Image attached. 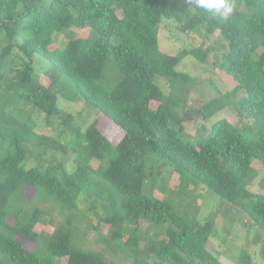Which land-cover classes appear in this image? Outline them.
Instances as JSON below:
<instances>
[{
    "label": "trees",
    "instance_id": "1",
    "mask_svg": "<svg viewBox=\"0 0 264 264\" xmlns=\"http://www.w3.org/2000/svg\"><path fill=\"white\" fill-rule=\"evenodd\" d=\"M230 2L231 12L214 16L195 0H0L6 35L0 39L6 43L0 46V91L10 90L12 100H25L32 110L23 118L16 107L0 105V264H115L86 245L90 229L99 231L102 224L109 248L131 264H227L209 247L215 214L200 221L194 195L187 203L170 198L172 192L186 195L184 174L240 203L264 231V192L249 188L257 176L255 159L264 162V0ZM164 17L184 30L220 29L229 48L218 67L236 80L235 95L245 93L239 110L263 127L261 136L251 137L229 118L198 142L184 134L185 116L172 108L180 104L157 77L168 78L175 89L186 85L178 88L185 105L194 77L178 66L186 55L206 62L210 50L167 52L160 41ZM86 29L89 35H77ZM63 33L68 43L58 46ZM23 34L24 42H16ZM36 54L51 62L46 82L37 74ZM112 57L120 78L109 89L101 81ZM63 74L91 107L122 127L121 142L108 137L99 118L88 125L86 117L60 105L56 90ZM224 106L217 97L186 116L210 119ZM38 112L46 118L44 132ZM72 151L74 169L59 157ZM161 157L181 173L178 190L156 166ZM56 211L65 217L60 224ZM237 264H253L252 255L244 252Z\"/></svg>",
    "mask_w": 264,
    "mask_h": 264
},
{
    "label": "rangeland",
    "instance_id": "2",
    "mask_svg": "<svg viewBox=\"0 0 264 264\" xmlns=\"http://www.w3.org/2000/svg\"><path fill=\"white\" fill-rule=\"evenodd\" d=\"M227 13L229 12H226V14ZM25 34L28 35L32 33L26 32ZM25 34L19 36L16 42H24L26 37ZM89 34L90 31L86 29L82 30L81 33L77 35L87 36ZM3 36L5 37L6 35L0 30V39L3 38ZM68 39V34H58L55 44L58 46H65L68 43ZM115 40H118V38L115 37ZM160 41L163 49L174 54H178L184 49L200 46L210 50L208 61L203 62L194 55H186L178 66V70L188 72L194 77L193 82L188 86L190 88L189 98L188 103L185 105L182 102L184 99V92L181 93L179 89L183 91L187 86L179 84V89H175L168 78L163 76L157 77V82L165 93L169 96H174L173 102L180 104H173L172 108L174 112L185 116L184 134L189 139L198 142L203 136L207 135L212 126L222 118H229L237 123L243 127L251 137L256 138L262 135L263 127L254 119L243 115L239 110L238 103L245 93L241 92L235 95L233 90L237 85L236 80L218 67L219 60L227 54L229 48V44L222 36L220 29L215 33H211L208 31L207 25H202L196 30H184L182 24L177 20L164 17ZM5 44V42L0 41V46ZM34 62L37 74L46 82L47 77H45V74L46 70L51 66V62L40 54L34 56ZM119 78L120 72L116 67L114 57H112L107 65L105 77L101 82L107 88L113 89ZM56 91L59 95L60 105L63 108L78 114V116L86 117L88 125L99 118L100 128L105 130L108 137L116 143L122 141L125 136V131L122 127L111 120L106 114H100L101 111L91 107L78 93L75 84L67 75L63 74ZM11 96L12 93L10 90L6 92L0 91V105L11 110H13V107H16L17 110L15 113L19 116H23V118L32 113L31 106L25 100L22 101L20 98L12 100ZM217 97H221L224 100L225 106L222 111L210 119H204L197 115L193 116V118L186 116L193 107H201L208 101ZM155 106H158V103H155ZM21 112H23V115ZM35 115L39 121V131L44 132L46 130V118L44 113L38 112ZM172 125H177V122L173 120ZM59 157L63 160H67L72 169L76 168V154L73 151L69 154L60 152ZM158 157L160 156L158 155ZM35 164L36 161L34 159L29 162L30 167ZM254 164L257 169V176L249 185V188L254 193L264 192V162L260 159H255ZM172 165L171 162L162 157L161 161H158L156 164L165 175L166 182L169 183L171 188L178 190L181 185L182 176L175 165ZM184 177L183 190L186 195L172 192L170 198H172L175 203H187L185 199L194 195L201 206L198 217L200 221L204 222L211 215L215 214L217 227L214 229L209 247L226 262H229L227 264H237L244 252L252 255L253 264H264V231L259 226H255L248 219L247 215L242 210L241 204L228 201L210 191L204 184L197 185L190 175L184 174ZM158 183L159 187L164 186L161 179L158 180ZM157 193L160 195V191ZM240 202L242 203V201ZM55 215H57V224L64 221L65 217L61 215L60 212L56 211ZM84 224L83 226L86 228L88 223L85 222ZM95 225H97V221ZM142 226L143 230L147 231L149 225L146 221H143ZM47 229L48 231L53 230L51 226H48ZM107 231L108 226L106 224H102L99 231L94 228L90 229L86 242L87 247L97 251H103L107 258L115 264H131V261L124 258L122 253L109 248L108 242L105 239ZM146 243V241L141 243L142 249L146 247ZM62 264H66V259L62 260Z\"/></svg>",
    "mask_w": 264,
    "mask_h": 264
},
{
    "label": "clouds",
    "instance_id": "3",
    "mask_svg": "<svg viewBox=\"0 0 264 264\" xmlns=\"http://www.w3.org/2000/svg\"><path fill=\"white\" fill-rule=\"evenodd\" d=\"M195 4L214 16H224L226 12H231L234 7L230 0H195Z\"/></svg>",
    "mask_w": 264,
    "mask_h": 264
}]
</instances>
